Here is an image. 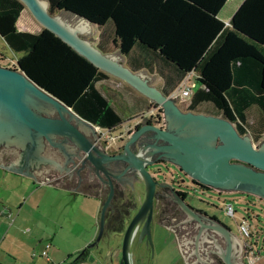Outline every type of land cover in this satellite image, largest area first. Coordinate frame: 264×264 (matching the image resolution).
Returning <instances> with one entry per match:
<instances>
[{"label":"water","instance_id":"1","mask_svg":"<svg viewBox=\"0 0 264 264\" xmlns=\"http://www.w3.org/2000/svg\"><path fill=\"white\" fill-rule=\"evenodd\" d=\"M44 1L21 0L41 26L158 103L164 125L148 120L134 127L120 150L108 154L100 150L97 140L92 144L96 131L90 121L38 85L15 62L0 64V165L42 181L67 169L84 152L85 159L102 171L95 174L108 185L99 205L96 233L86 246L95 244L102 234L104 212L113 192L111 179L122 182L124 171L137 172L143 182L142 195L123 216L118 264H131L129 246L134 236L143 239L152 254L154 192L160 202L157 223L173 232L184 264H219L210 257L212 252L221 264H246L239 234L214 215L192 207L176 189L155 181L145 165L165 159L200 184L243 190L264 199V135L256 146L222 115L179 109L176 97L147 83L152 76L144 70L130 69L118 53L101 51L78 35L92 21L64 8L50 13ZM142 137L148 141L139 142ZM123 160L126 163L120 169L117 163L123 166Z\"/></svg>","mask_w":264,"mask_h":264},{"label":"trees","instance_id":"2","mask_svg":"<svg viewBox=\"0 0 264 264\" xmlns=\"http://www.w3.org/2000/svg\"><path fill=\"white\" fill-rule=\"evenodd\" d=\"M46 1L48 12L64 8L98 27L109 19L110 42L124 55V63L132 70L155 72L163 94L193 71L195 86L186 109L222 115L253 140L264 130V0H240L227 23L215 17L225 0ZM24 7L21 0H0V36L20 52L14 62L79 116L113 130L121 116L94 84L109 74L46 27L18 29L16 19ZM96 46L104 50L99 42ZM105 192L98 196L100 202ZM129 198L113 187L102 232L122 227L134 203ZM86 251L87 246L80 248L69 263Z\"/></svg>","mask_w":264,"mask_h":264},{"label":"crops","instance_id":"3","mask_svg":"<svg viewBox=\"0 0 264 264\" xmlns=\"http://www.w3.org/2000/svg\"><path fill=\"white\" fill-rule=\"evenodd\" d=\"M231 12L225 18H229ZM217 14L218 11L215 17L221 20ZM16 27L23 29L18 25ZM118 57L121 63L126 65L124 55L123 59L120 55ZM135 70H144L150 76L153 73L144 67ZM107 73L121 79L141 97L153 102L123 78ZM154 78L156 82L153 81ZM147 83L159 88L161 79L155 74ZM94 84L96 86V83ZM176 105L178 106L177 103ZM144 106L135 108L129 105L130 111L126 109L128 117L125 116L120 124L125 123L124 121L129 118L132 122L131 116L135 112L145 111ZM178 108L184 110L179 106ZM0 169L4 171L0 172V207L8 210L12 215L9 220L6 214L0 213V264H118L122 227L113 230L112 233H109L110 230L106 231L108 234L102 232L95 244L87 246L86 254L82 259L69 263L76 252L94 238L100 205L97 194L88 190L74 189L70 184L55 181L51 177L36 181L29 175L6 169L1 165ZM58 174L64 175L65 178L70 177V172ZM151 225L154 234L160 235L158 233L165 230L167 236L162 240L157 236L159 250L151 254L152 256L149 255L148 244L134 236L129 246L130 263L184 264L173 232L158 224L154 217ZM245 239L248 240L241 235V240H238L243 242ZM166 240H169L171 245L169 251L164 250ZM46 241L48 245L45 248V257L39 251ZM30 252L33 254L28 256ZM209 255L211 257L210 253ZM254 259L258 261L260 257L256 255ZM243 260L246 264H251L245 254Z\"/></svg>","mask_w":264,"mask_h":264},{"label":"rangeland","instance_id":"4","mask_svg":"<svg viewBox=\"0 0 264 264\" xmlns=\"http://www.w3.org/2000/svg\"><path fill=\"white\" fill-rule=\"evenodd\" d=\"M239 1L240 0H225L221 5V7L219 8L217 16L223 21L226 20L227 19L225 18L226 15L235 8V6L238 4ZM59 10L60 9H57L53 13L56 14ZM105 23L106 24L102 25L101 27H98V25L94 23L92 24L90 23L88 26L89 29L86 32L80 31L78 35L89 40L90 43L93 44L94 46H96V43L99 42L101 48L104 49L101 51L118 53L121 59H123V55L119 53L117 48L114 47L110 42V35H111L110 20L109 19L106 20ZM16 25L30 31H37L41 26V24L37 22L33 18V16L29 13L26 7H24L23 10L20 11V13L18 14ZM19 53L20 52L18 51L11 50L0 36V54H1L0 64L13 65L15 56L18 55ZM10 61H12V63H10ZM155 74H156L155 72L151 73L152 76H155ZM187 77H188L187 82L191 85V88H193L195 86V82L193 79L194 73L193 72L189 73ZM153 81L156 82V78H154ZM95 83L97 88L106 96L109 103L120 114L122 120H124L125 116H127L128 114V112L126 113V111L129 110V105L134 106L135 108L137 106L140 107L142 105H145L144 107L151 106L149 101L141 97L140 94L134 91V89H132L129 85H127V83H125L124 81H122L121 79L115 76L107 75L101 79L96 80ZM187 100L188 97L187 98L176 97L175 99L178 106L183 109H186L185 105L187 103ZM132 111H134V109ZM154 112H156L158 118L159 115H162L161 108L158 109L156 107L154 109ZM138 113L139 112H135V114H133V116L131 117L136 119L135 116ZM129 119L125 120L124 121L125 123H121L113 130H111V133L115 134L119 129H124L123 127L129 126L131 122V118ZM109 132L110 131H108V134ZM245 132L247 133L250 142H252L256 146H258V142L261 141L264 135V132H262L257 139L253 140L249 135V133L247 131ZM102 136L104 137L105 135L103 134ZM152 167L159 168V170L154 172L153 174L157 180L160 181L163 180V178H165L166 180H168L170 186L176 187L177 185H179L180 188H183L186 191L184 200L187 203H189L193 207L204 210L207 214L214 215L220 221H222L227 226H229V228L234 233L236 234L239 233L240 237L242 235V237L248 238V240L251 241L257 256L260 257L258 261H255V259L251 260V264H257V263L264 264V199L263 198L251 192H245L243 190H222V189L218 190V188L201 189L198 186L195 187L189 184V182L187 181V177L185 176L183 182L179 183L178 174L181 173H179L180 171L177 168H175V164L170 161H165L164 163L153 162L148 166V169H152ZM0 172H4V171L0 169ZM5 172H9V171L5 170ZM82 176L84 177V174H82ZM124 176L127 180L129 179V173H125ZM74 177H75V172H72L71 179L74 180ZM134 190L135 191L132 193L133 196H131L132 198L130 197L129 199L134 202L133 205H136L141 198L143 189L134 187ZM156 199L159 200L157 197V193L156 196H154L153 198V202ZM226 202H230L234 208L232 215L227 214L224 210V204ZM153 205H154L153 208L155 213L154 218L157 219L159 207L155 206L154 203ZM241 217H244L247 223L249 224L250 231L248 235H245L244 233H240L237 229V222ZM112 232L113 231H110L109 233ZM105 234L108 233L105 232ZM158 234L160 235H156L153 233V226L151 225L152 254L155 251L159 250V243L157 241V236L161 240L167 236L165 230L160 231ZM169 248H171V245L169 243V240H166L164 242V250L169 251ZM210 254L211 257L213 258V261H216L214 259L216 256L215 253L212 252Z\"/></svg>","mask_w":264,"mask_h":264},{"label":"flooded vegetation","instance_id":"5","mask_svg":"<svg viewBox=\"0 0 264 264\" xmlns=\"http://www.w3.org/2000/svg\"><path fill=\"white\" fill-rule=\"evenodd\" d=\"M158 105H156V106H154V105L147 106L145 111H142V112L138 113L135 116L136 119L133 118V121L130 122L129 127L125 126V127H123L124 129H119L116 133L120 132V134H118L117 137H113L111 142L109 141L108 144H107V138L112 134L111 131L109 132L110 135L108 134V131H107L104 137L102 135L101 136L99 135L97 137V134H96L95 137L91 140L92 144H94L96 142V140H97L100 150H102V151H104V152H106L108 154H111L113 152H116V151L120 150V146H121L122 142L124 141V139L127 137L129 132L134 127L139 126L140 124H142V123H144V122H146L148 120L151 121V122H156L157 125L163 126L164 125V120L162 119V115H159V118H160L159 119L158 115L156 114V112H154V109L156 107L158 108ZM155 118H158V119H155ZM138 141L139 142H146V141H148V138L147 137H142L141 139H138ZM130 147L132 149L135 148L133 146H130ZM153 160H155L157 163L158 162L164 163L165 161H167L165 159L164 160H160V158H156V159H153ZM155 161H154V163H155ZM125 163L126 162L123 160V166L120 165L119 163H117V167L122 169L124 167ZM152 163H147L145 165L147 170L150 172L151 176H153L155 181L166 183L170 187V184H169L168 180H166L165 178H163V180L159 181V180H157L154 177V175H153L154 172L158 171L159 168L158 167H152V169H148V166L150 164H152ZM175 168H177L180 171L179 173H181L183 175L182 176L181 174H178L179 183L183 182V179H184V176H185V177H187V181L189 182V184H191L192 186H195V187L198 186L201 189H216V188H213V187H211V186H209L207 184H200L199 182L196 181V179H194L189 174H187L185 171L180 169L177 164H175ZM62 172H70V177L69 178H65L64 175L56 174L54 176H51V179H53L55 181H59V182L60 181H64L66 184H70V186L74 187V189L88 190L91 193L97 194L98 196H100L102 194V192L105 191V189H106V192H107V189H108L107 183L105 181H101L98 178V176L95 174V172H102V171L99 168H96L93 165H91L88 162V160L85 159L84 152H82L78 156V158L74 161V163H72L71 166H69L67 169H65ZM72 172H75L74 180L71 179ZM125 173H129V179L128 180L126 179V180H123L122 182H119V181H117V180H115L113 178L111 179L112 190H113V187L115 186L117 188H120V189L124 190L126 193L129 194V197H131V196H133L132 193L135 191L134 187H138L139 189L143 188V182H142V179L139 176V174L137 172H135L134 170L124 171L122 173V176H124ZM82 174H84V177L82 176ZM176 182H177V179H176ZM172 188H174L177 191H179V193L181 195H183V200H184V196H185L186 191L183 188H180L179 185H177L176 187H172ZM106 192H105V194H106ZM154 196H156V192H154ZM153 203L155 204V206L160 207L159 200L156 199ZM133 207L131 208V210L133 209ZM153 207H154V205H153ZM194 208H196V207H194ZM154 214L155 213H154V208H153V214H152L153 217H154ZM210 215H212V214H210ZM241 252H242V250H241ZM214 259L217 261V262L216 261H214V262L221 264L219 262V259L216 256H215Z\"/></svg>","mask_w":264,"mask_h":264},{"label":"built area","instance_id":"6","mask_svg":"<svg viewBox=\"0 0 264 264\" xmlns=\"http://www.w3.org/2000/svg\"><path fill=\"white\" fill-rule=\"evenodd\" d=\"M223 22L227 23V19L224 20ZM191 72H193V71H187L180 78V80L176 83L174 88L171 91H169L166 95L173 96V97H179V98H187V97H189V95H190V93L192 91V88H191V85L187 82L188 81L187 75L189 73H191ZM194 75H195V73H194ZM93 126H94V129L97 131V137L99 135L100 136L103 135V134L105 135L106 132L108 131L105 128L99 127L98 125L93 124ZM127 127H129V126H127ZM118 134H120V132L115 133V134H111V135L109 134L110 136L108 137L109 139L107 140V144L109 143V141L111 142L113 137H117ZM224 210H225V212L227 214L232 215L233 211H234V208H233V206L231 205L230 202H226L224 204ZM0 213L6 214L8 219L11 220L12 215H11V213L8 210H4L3 208L0 207ZM237 229H238V231L240 233H244L245 235L249 234V231H250L249 230V224L247 223V221H246V219L244 217H241L239 219V221L237 222ZM47 245H48V242L47 241L44 242V247L39 251V253L41 255H44L45 257H46L45 248H46ZM243 246H244V254L247 257L248 262L250 263L251 260H253L256 257L257 254H256L255 250L252 248L250 240L245 239L243 241ZM31 254H33V252H30L28 254V256L31 255Z\"/></svg>","mask_w":264,"mask_h":264},{"label":"bare ground","instance_id":"7","mask_svg":"<svg viewBox=\"0 0 264 264\" xmlns=\"http://www.w3.org/2000/svg\"><path fill=\"white\" fill-rule=\"evenodd\" d=\"M44 3H45V1L44 0H42Z\"/></svg>","mask_w":264,"mask_h":264}]
</instances>
